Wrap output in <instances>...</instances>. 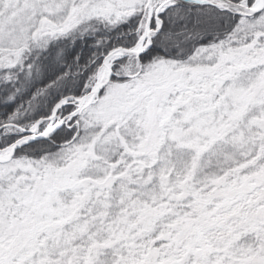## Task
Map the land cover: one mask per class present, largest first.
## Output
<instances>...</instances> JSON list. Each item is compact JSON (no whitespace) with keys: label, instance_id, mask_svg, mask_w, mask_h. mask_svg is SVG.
<instances>
[{"label":"snow or ice","instance_id":"obj_1","mask_svg":"<svg viewBox=\"0 0 264 264\" xmlns=\"http://www.w3.org/2000/svg\"><path fill=\"white\" fill-rule=\"evenodd\" d=\"M0 264H264V0H0Z\"/></svg>","mask_w":264,"mask_h":264}]
</instances>
